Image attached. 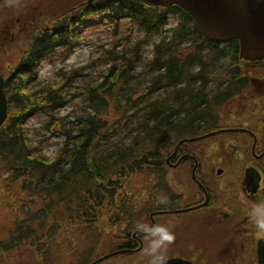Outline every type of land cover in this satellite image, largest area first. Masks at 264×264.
Returning <instances> with one entry per match:
<instances>
[{"label": "trees", "instance_id": "trees-1", "mask_svg": "<svg viewBox=\"0 0 264 264\" xmlns=\"http://www.w3.org/2000/svg\"><path fill=\"white\" fill-rule=\"evenodd\" d=\"M68 1L52 27L30 37L5 79L9 115L0 127V160L11 186L20 183L29 203L25 218L0 241V253L25 244L45 252L60 218L96 242L100 231L93 224L106 214L118 225L121 214L114 210L128 205L127 197L115 205L125 179L146 170L157 175L163 153L179 137L209 128L204 125L216 122L249 86L237 42L205 37L178 5ZM4 5L0 0V11ZM84 47L98 52V71L64 65L55 80L41 79L43 64L67 61ZM38 116L44 139L60 142L53 156L29 131ZM43 237L50 243L38 247Z\"/></svg>", "mask_w": 264, "mask_h": 264}, {"label": "flooded vegetation", "instance_id": "flooded-vegetation-1", "mask_svg": "<svg viewBox=\"0 0 264 264\" xmlns=\"http://www.w3.org/2000/svg\"><path fill=\"white\" fill-rule=\"evenodd\" d=\"M231 41L237 42L239 55V42H227ZM240 61L259 67L258 71H244L250 92L244 89L236 97L240 103L247 100L243 106L249 107L238 115L241 126H224L221 112L216 122L204 125L209 128L195 136L179 137L175 149L163 153L150 199L133 209L132 201H127L124 209L129 207V211L118 217L122 232L111 240L112 250L97 256L96 242H87L91 247L86 253L66 264H148L144 250L150 241L136 231L138 223L160 224L175 234L167 264H258V244L264 238L256 234L249 213L264 202V57ZM253 99L256 107L251 104ZM225 135H237L241 143H250L248 164L237 168L236 161L223 153L220 145ZM220 147L222 152H218ZM124 209L118 207L114 212ZM85 240L78 235L81 247Z\"/></svg>", "mask_w": 264, "mask_h": 264}, {"label": "rangeland", "instance_id": "rangeland-1", "mask_svg": "<svg viewBox=\"0 0 264 264\" xmlns=\"http://www.w3.org/2000/svg\"><path fill=\"white\" fill-rule=\"evenodd\" d=\"M67 1L68 0H21L19 6L14 7H10L5 3L4 8L0 11V74L7 77L11 69L15 66V63L23 55L25 50H27L31 40L30 37L33 34H37V32L48 30L53 26L58 17L68 11L72 3ZM66 5H68L67 8ZM101 35L104 36L103 33H101ZM9 42H11V45L8 44ZM6 45L9 46L4 48ZM97 53L98 52H94L92 54L90 49L84 47L76 50L67 61L57 60L54 63L47 62L43 64L40 69L41 79L47 81L55 80L59 68L64 65L68 68L94 66L96 70L100 69V62L96 64L93 63L97 60L95 59ZM241 64L243 71L254 72L259 70L257 65L251 66L250 64ZM249 89L250 87L244 92H250ZM261 92L262 91L259 93ZM246 102L247 100L240 103L238 98L230 102L222 111L224 113L222 124L232 127L241 126L240 123L243 121L238 119V115L241 114L243 109L244 111L249 110V107L243 106ZM255 103L256 100L253 99L251 103L253 107H256ZM42 122L43 118L41 116L33 117L29 121V131L33 140L35 142L43 141L44 151L53 156L60 146V142L54 138L44 139V133L41 132ZM262 127L264 126L262 125ZM220 146L224 147L222 151L226 154L228 159L236 161L237 168L243 167L249 163L251 159L249 154L250 143H241L237 140V135H225L224 144ZM175 147L176 144H174L172 148L170 147L171 149L169 148V152H172ZM221 147L218 152H222ZM261 147H264V144H262ZM213 150L214 149H212V151ZM261 164H264V160L261 161ZM4 170L3 163L0 160V241L6 240L11 231L16 228L17 222L25 218V213L27 212V206L25 205L29 203V198L21 190V184L14 183L11 186L9 175L4 172ZM156 183V175L147 170L129 175L125 179V188L118 194L119 197L115 200V205L118 206L117 204H119L120 199L127 197L130 199L129 201H132L131 207L133 209L135 204H139L140 201L147 198L150 199L151 186ZM37 207L38 205L36 207L32 205L31 209L35 211L39 209ZM128 209L129 207L124 210L123 213L121 210H117V213L127 215ZM105 212L107 213V209H105ZM52 218L55 217L53 216ZM70 221L74 223L73 220ZM50 222V227L53 229L52 220H50ZM67 222H69V219L67 220L66 218L55 219L54 224H56L58 228L55 232L57 235L55 236L56 238L53 239L52 245L50 244V248H45V252L40 253L37 247H28V244H25L20 248L21 251L16 250L0 253V264H45L46 258L48 261L46 264L72 263L77 259V256H81L91 247L95 239L93 241L85 240L84 245L81 247V243L78 242V235L75 234L80 233L84 237L85 234L80 232V228H76L74 224ZM93 226L97 231H100L96 234V255L99 256L103 252L110 251L112 244L111 240L118 238L122 231L118 228L119 223L117 225L114 224L113 221L110 222L106 214L101 217V220H99L97 224H93ZM121 226L124 228L125 224ZM43 238L44 239L36 241L38 247L40 245L43 247V244L50 243V241L46 240L47 238ZM87 242L91 244L87 245ZM48 246L49 245H47V247ZM48 252L49 254L44 257V254Z\"/></svg>", "mask_w": 264, "mask_h": 264}, {"label": "water", "instance_id": "water-1", "mask_svg": "<svg viewBox=\"0 0 264 264\" xmlns=\"http://www.w3.org/2000/svg\"><path fill=\"white\" fill-rule=\"evenodd\" d=\"M150 5H178L188 12L201 33L212 40H237L239 57L253 61L264 57V0H139ZM5 78L0 74V127L8 119ZM258 264H264V242L258 244Z\"/></svg>", "mask_w": 264, "mask_h": 264}, {"label": "clouds", "instance_id": "clouds-1", "mask_svg": "<svg viewBox=\"0 0 264 264\" xmlns=\"http://www.w3.org/2000/svg\"><path fill=\"white\" fill-rule=\"evenodd\" d=\"M20 2L21 0H5L10 7L19 6ZM249 216L255 226L256 234L264 238V202L254 205ZM136 231L142 233L144 239L150 241L144 250L145 255L149 257L148 264H167V251L169 246L176 241L175 234L168 227L160 224L150 226L138 223Z\"/></svg>", "mask_w": 264, "mask_h": 264}, {"label": "bare ground", "instance_id": "bare-ground-1", "mask_svg": "<svg viewBox=\"0 0 264 264\" xmlns=\"http://www.w3.org/2000/svg\"><path fill=\"white\" fill-rule=\"evenodd\" d=\"M5 79H6V77H5ZM5 92V91H4ZM9 110V109H8ZM9 113V112H8ZM9 115V114H8ZM182 145V144H181Z\"/></svg>", "mask_w": 264, "mask_h": 264}]
</instances>
